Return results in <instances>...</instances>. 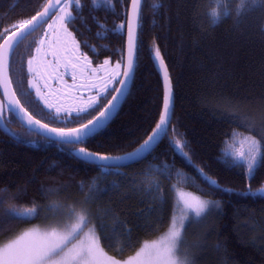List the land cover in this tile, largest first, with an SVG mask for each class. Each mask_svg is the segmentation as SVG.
Returning a JSON list of instances; mask_svg holds the SVG:
<instances>
[{"label": "trees", "instance_id": "1", "mask_svg": "<svg viewBox=\"0 0 264 264\" xmlns=\"http://www.w3.org/2000/svg\"><path fill=\"white\" fill-rule=\"evenodd\" d=\"M46 1L0 0V32L13 30L14 23L30 18ZM156 2L143 0L141 6L130 90L115 117L87 143L66 145L37 135L5 107L6 128L0 126V244L29 225L57 222L53 216L61 209L87 208L92 214L89 225H96L102 247L115 257H125L169 228L178 186L220 202L183 230L182 247L194 264H264V194L257 192L264 186V160L250 178L246 166L225 162L222 155L233 131L257 139V132L264 131V5H252L238 15L241 0H219L229 12L212 24L209 9L218 0H158V8L153 7ZM81 3L82 10L71 7L77 18L67 24L81 49L93 64L108 59L120 61L122 67L129 0H111V7L98 0L99 8L92 0ZM120 25L122 30L112 31ZM40 28L15 49L9 73L21 103L43 121L52 119L37 114L39 103L34 110L17 87L19 80L28 88L27 59ZM85 41L99 54L94 55ZM157 46L174 97L167 135L158 139L146 158L110 170L77 157L74 151L79 147L101 155L123 154L152 134L164 95L154 62ZM92 116L78 123L64 117L63 127L79 125ZM245 122L253 123L257 131H250ZM177 140L184 142L182 150ZM157 183L158 190H152ZM53 203L61 206L59 211L50 208ZM33 204L40 206L34 218L4 215L10 207ZM126 228L131 230L130 240Z\"/></svg>", "mask_w": 264, "mask_h": 264}, {"label": "snow or ice", "instance_id": "2", "mask_svg": "<svg viewBox=\"0 0 264 264\" xmlns=\"http://www.w3.org/2000/svg\"><path fill=\"white\" fill-rule=\"evenodd\" d=\"M103 3L109 7L112 6L111 0H103ZM131 3L133 19L128 22L126 65L123 68V72H121V62L117 61L113 69L114 75H109L108 77V82H111L115 80L117 76L122 75L123 79L116 81L121 85L120 88L109 89L105 86L103 91L97 94L96 98L90 99L83 106H77L75 110H72L64 109L62 106L50 103L48 98L41 92L39 84L35 83L34 80L28 81L30 88H35L36 90V98L43 100L44 107L49 110L48 114L45 116L44 108L41 107L38 109L37 114L52 119L53 121H55L63 111L66 113L65 120H67V122L78 123L80 120L92 116V113L101 107L102 100L106 99L108 95L112 92L116 93V95H113L112 99L103 106L104 110L99 111L98 115L92 116L91 119H87L86 123H80L79 127L75 128H50L48 124H41L40 120H36L35 117L28 113L27 109L21 104L20 99L17 98V89L11 87L13 81L9 77V57L14 56L15 49L19 46L21 41L26 36L32 35V33L44 23H47V20L51 18L50 14L56 10L61 12V15L57 17L59 26L63 28L65 36L72 39L75 49L78 51L79 43L74 40L66 24L74 23L77 17L68 9L74 7L78 11L82 10L83 5L81 0H48L43 10L38 11L31 19L14 23L11 26L12 29H14L12 31L4 29L0 32V41H3V43H0V88L3 89L2 95L7 100L6 105L4 100H0V121L4 119L3 113L6 107L9 112H16L17 115L23 112L25 116H27V123L29 125H40L43 129L59 137L66 145L87 143L90 138L97 135L109 122L119 96L123 93L128 81L133 76L135 67L134 58L139 46L136 29L139 27L138 21L140 18L141 0H131ZM92 4L94 8H99L100 6L98 0H92ZM252 5H264V0H241L238 6V15L248 11ZM153 7H160L158 0L153 4ZM228 12L229 10L224 5H221L218 0L217 6L209 9L210 22L212 24L217 23L223 15L228 14ZM93 19L95 20V18ZM96 22L99 25V22ZM99 26L106 27L104 25ZM48 28L53 29L54 25L48 24ZM122 29L123 25H120L115 26L112 31ZM45 35H47V33H45ZM84 43L94 55L99 54L94 46L89 45L87 41ZM43 44L44 40L42 38L39 41L40 46H37L35 49L36 53L39 54L42 52L41 46ZM103 47L106 48L107 46L105 45ZM53 55H55V53H53ZM155 57L159 61V64L164 67L165 90L163 95V111L160 114L159 122L153 129L152 134L148 135L147 139H145L134 152L126 154L127 158L133 160L137 158H146L145 154H151L158 139L161 136L167 135V127L170 123L173 111L174 97L171 81L158 46L155 48ZM34 59H36V57H32L28 60V71L34 73L35 78H41L39 71L32 67ZM77 60H83L84 67L93 74L98 71H108V59H105L97 68H91V60H89L86 54H81L80 57H77ZM44 86L47 87V84ZM17 87L24 98V102L33 107L34 110H37V99L32 97L30 88L23 87L19 80H17ZM53 108L55 109V113L51 112ZM68 113H71L70 117L67 115ZM244 126L250 131H257L256 126L251 122H245ZM257 135L259 139H257V136H244L242 133L233 131L231 134L232 142L228 143V141H226V147L222 152L225 162L231 160L234 166H246L250 178L253 176L257 164L264 160V131H258ZM175 143L181 150L183 149L184 142L177 140ZM237 144L239 145L238 147ZM76 152L79 154V158L101 169L110 170L111 166L106 163L108 161L124 159V157L119 156L113 157L92 153L85 148L76 149ZM184 155L187 157V153H184ZM165 170H167V166H165ZM205 178L208 179L211 184H217V182L211 180V178ZM158 187L159 185L157 183L152 190H158ZM225 191L230 190L226 189ZM249 192L251 193V189H249ZM257 192L264 194V186L257 189ZM185 203L186 207L193 213L191 219L185 215L180 218L179 224H177V221L174 219L171 222L168 234L159 243L145 244L134 257H129L123 262L109 257L100 247V239L95 235L96 225H92L89 230L90 234H86L84 237L81 236L84 232V228L91 223L92 214L90 210L84 208L77 212L75 208H70L67 213L70 222L62 223L60 228L52 227L50 230L43 232L35 229L24 231L23 234L15 239H10L8 243L0 247V264H194L190 254L183 250L182 247L185 242L183 230H185L193 220L196 222L201 221L206 216L208 210L211 207L218 206V204L216 201H205L199 198H194L191 202L186 201ZM60 207L61 206L57 203L50 205V208L56 209L57 211L60 210ZM39 212L40 206L33 204L32 206L22 208L10 207L6 210L4 215L8 216L9 219L26 220L39 215ZM100 227L101 230H103L104 226L101 225ZM113 231H115V229H113ZM2 234L3 228L0 227V235ZM125 234L130 240L131 230L126 228ZM105 239L107 240L108 237L105 236ZM109 247H112V245H109Z\"/></svg>", "mask_w": 264, "mask_h": 264}, {"label": "rangeland", "instance_id": "3", "mask_svg": "<svg viewBox=\"0 0 264 264\" xmlns=\"http://www.w3.org/2000/svg\"><path fill=\"white\" fill-rule=\"evenodd\" d=\"M68 10L71 11V7ZM59 15H61V12L57 10L56 13L47 21V23H44L41 28L34 34L37 36L33 37L35 38V43L33 45L32 53L27 59V63L28 60L32 57H36V59L33 60L32 67L39 71L41 78H35L34 73H30L28 71L27 86L28 88H30L28 81L34 80L35 83L39 84L41 92L48 98L50 103H53L57 106H62L64 109L75 110L77 106H83L90 99L96 98L97 94L99 92H102L105 86H107L109 89H112L114 85H116V81L120 79V76H117L115 80L108 82L109 75H114L113 69L115 68L117 61H109L107 72L98 71L97 73L93 74L86 67H84V61H78L77 57H80L81 54H86L89 58V55L81 49L80 45L79 50L77 51L72 39H69L65 36L63 28L59 26V23L57 21V17ZM48 24H53L54 28L49 29ZM67 29L72 33L74 40L78 42L71 29ZM45 33H47V35H45ZM42 38L44 40V44L41 46L42 52L38 54L36 53L35 49L37 46H40L39 41ZM53 53H55V55H53ZM89 60L91 59L89 58ZM98 65L93 64L91 61V68H97ZM28 67L29 66L27 64V70ZM120 71L122 72V67ZM45 84H47V87L44 86ZM30 91L32 92V96L36 98L35 88H30ZM36 99L39 103V106L43 107L44 110L49 112V110L44 107L43 100H39V98ZM51 112L55 113V109L53 108ZM65 115L66 113L62 111L59 114L58 119H56L55 121L47 119H43V121L56 127H63V125L65 124L62 121H64L63 118L65 117ZM67 115L70 117L71 113H68ZM242 134L244 136L252 135L246 133ZM231 142L232 139L228 141V143ZM238 146L239 145L237 144V147ZM194 198H199L200 200L205 201L211 200L202 197L195 192H191L190 190L178 186L174 189L176 210L175 215L173 214L174 216L172 217V221L175 219L177 221V224H179L180 218L185 215H187L189 219L192 218L193 213L186 207L185 202H191ZM216 202L219 206L220 202ZM212 208L215 207H211L210 209ZM80 210L81 208L76 209L77 212H79ZM67 213L68 209H61L59 212H55L53 216V218L57 219V222L50 224L35 223L33 225H29L11 239L17 238L19 235L23 234L24 231L28 230L35 229L43 232L46 230H50L52 227L60 228L62 223L70 222L68 220ZM91 227V225L86 226L81 236L84 237L86 234H90L89 230L91 229ZM169 228L163 234L159 235L155 239L147 241L145 244L159 243L168 234ZM9 240L0 244V247L8 243ZM144 245L139 247L134 253L125 257H115L108 253L101 244L100 247L109 257H113L123 262L129 257H134L136 253L144 247Z\"/></svg>", "mask_w": 264, "mask_h": 264}, {"label": "water", "instance_id": "4", "mask_svg": "<svg viewBox=\"0 0 264 264\" xmlns=\"http://www.w3.org/2000/svg\"><path fill=\"white\" fill-rule=\"evenodd\" d=\"M47 2H48V0L44 3V5L40 8V10L39 11H42L43 10V7L47 4ZM142 3H143V0H141V6H142ZM141 6H140V11H141ZM57 11V10H56ZM56 11H53L50 15H51V17L56 13ZM38 12V11H37ZM36 12V13H37ZM36 13L34 14V15H36ZM34 15H32V16H34ZM31 16V17H32ZM31 17L30 18H28V19H31ZM27 19V20H28ZM133 19V17H132V3H131V0H129V4H128V9H127V14H126V21H125V29H126V36H125V42H124V57H123V65H122V72H123V68H124V66L126 65V61H127V47H128V22L130 21V20H132ZM49 20V19H48ZM47 20V21H48ZM139 20H140V18H139ZM138 24H139V21H138ZM40 28V27H39ZM139 28V27H138ZM138 28L136 29V31H137V36H138ZM38 29V28H37ZM36 29V30H37ZM14 30V29H13ZM12 31V30H11ZM27 37V36H26ZM25 37V38H26ZM0 43H3V41H0ZM10 58H11V56L9 57V63H10ZM135 64H136V54H135ZM154 62H155V66H156V70H157V72H158V74H159V76H160V78H161V80H162V85H163V94H164V90H165V82H164V67L163 66H161L160 64H159V61L157 60V58L155 57V60H154ZM164 66H166V64H165V62H164ZM167 67V66H166ZM167 71H168V69H167ZM134 72H135V67H134ZM134 72H133V76H132V78L128 81V83H127V86L124 88V91H123V93L119 96V99H118V101L116 102V107H115V110L113 111V114L111 115V117H110V119H109V122L106 124V126L110 123V121L115 117V115H116V113L118 112V110H119V108H120V106L122 105V103H123V101L125 100V98H126V96H127V94H128V92H129V90H130V87H131V84H132V80H133V77H134ZM168 76H169V72H168ZM9 77H10V73H9ZM120 79H123V76L121 75L120 76ZM169 79H170V77H169ZM170 81H171V79H170ZM11 87L13 88V85H11ZM121 87V85L119 84V83H117V85H116V87L115 88H120ZM171 87H172V83H171ZM14 89V88H13ZM2 92H3V89L2 88H0V100H4L5 101V105H6V103H7V100H6V98L2 95ZM17 95V94H16ZM113 95H116V93L115 92H112V94H111V96L109 97V99L107 100V102L104 104V105H106L107 103H108V101L109 100H111L112 99V96ZM17 98H18V96H17ZM22 104V103H21ZM103 105V106H104ZM24 106V105H23ZM24 108H25V106H24ZM26 109V108H25ZM102 110H104L103 109V107L99 110V111H102ZM28 111V110H27ZM99 111L95 114V115H98V113H99ZM163 111V105H162V110H161V112ZM13 116H14V118L19 122V124H21L25 129H27V130H29V131H31V132H34L35 134H37V135H40V136H42V137H45V138H47V139H49V140H52V141H56V142H60V143H64L59 137H57L56 135H54L53 133H51V132H48L46 129H43L40 125H36V124H32V125H29L28 123H27V116H25V114L23 113V112H21V113H19V115H17V113L16 112H10ZM28 113H30L29 111H28ZM31 114V113H30ZM32 115V114H31ZM94 115V116H95ZM33 117H35L34 115H32ZM35 119L36 120H40V119H38V118H36L35 117ZM91 119V118H90ZM41 121V124H48V123H46V122H44V121H42V120H40ZM87 122V121H86ZM86 122H84V123H86ZM49 125V127L50 128H52V127H55V128H75V127H79V125H77V126H73V127H56V126H53V125H50V124H48ZM0 126H1V128H3V129H5L6 128V126H5V123H4V121L2 120V121H0ZM143 143V142H142ZM141 143V144H142ZM140 144V145H141ZM140 145H138L136 148H134L133 150H131V151H129V152H126V153H123V154H119V155H111V156H113V157H117V156H119V157H124V159H121V160H115V161H108V162H106L107 164H109L110 166H123V165H126V164H130V163H133L134 161H137V160H139L140 158H137V159H135V160H133V159H129V158H127V156H126V154L127 153H131V152H134L137 148H139L140 147ZM79 148H81V147H79ZM79 148H77V149H79ZM88 151V150H87ZM90 152V151H89ZM74 154L77 156V157H79V154L76 152V150L74 151ZM101 155V154H100ZM145 155H147V154H145ZM110 156V155H109Z\"/></svg>", "mask_w": 264, "mask_h": 264}, {"label": "flooded vegetation", "instance_id": "5", "mask_svg": "<svg viewBox=\"0 0 264 264\" xmlns=\"http://www.w3.org/2000/svg\"><path fill=\"white\" fill-rule=\"evenodd\" d=\"M66 27L69 28V27L67 26V24H66Z\"/></svg>", "mask_w": 264, "mask_h": 264}, {"label": "bare ground", "instance_id": "6", "mask_svg": "<svg viewBox=\"0 0 264 264\" xmlns=\"http://www.w3.org/2000/svg\"><path fill=\"white\" fill-rule=\"evenodd\" d=\"M125 34H126V29H125Z\"/></svg>", "mask_w": 264, "mask_h": 264}]
</instances>
